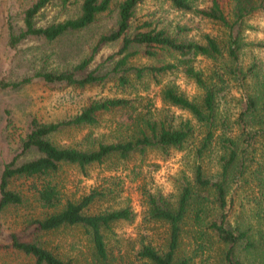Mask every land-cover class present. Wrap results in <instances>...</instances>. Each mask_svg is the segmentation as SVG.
Listing matches in <instances>:
<instances>
[{
  "label": "trees",
  "instance_id": "16d2710c",
  "mask_svg": "<svg viewBox=\"0 0 264 264\" xmlns=\"http://www.w3.org/2000/svg\"><path fill=\"white\" fill-rule=\"evenodd\" d=\"M115 1L82 0L75 17L37 26L36 18L47 6L55 2L65 6L71 0H34L21 14V28L14 31L9 22L6 24L7 47L14 49L29 39L53 42L63 34L84 30L98 16L110 11ZM144 1L118 3L115 26L98 36L88 54L71 69L58 73L35 72L12 82L2 79L0 88L15 90L39 80L81 90L112 84L122 92L137 94L138 86L144 92L149 91L150 85L160 86V103L186 112L202 131L197 156L211 150L216 138L222 152L217 156L218 173L207 176L201 165H194L190 177L180 179L173 202L159 194H143L145 219L165 224L168 233L162 249L145 244L137 250L136 259L145 264H189L187 259L177 256V251L183 226L190 216L196 227L205 229L197 232L201 241L213 235L226 247L223 264H246L245 260L247 264H264V199L251 214L254 222L230 216L232 186L237 187L240 181L246 183L249 174L258 182L264 180L259 169L264 162V71L257 60H252L247 67L241 60L247 48L264 51V41L245 42L243 35L254 29L249 23L255 15L264 20V0H166L174 11L219 27L218 35L203 34L199 41L189 39L183 26L168 32L146 20L134 24L137 7ZM204 2L207 4L202 6ZM111 44H117L116 51L102 61L109 69L104 72L91 69L98 52ZM197 58L209 61L208 66L195 68ZM176 74L193 82L197 95L189 98L181 92L171 80ZM234 83L244 91V97L236 118L237 132L227 136L225 133L230 135L231 130L227 129V120L220 118L218 104ZM144 100L141 96L99 98L60 121L29 119L17 148L11 151L0 170V216L26 202L21 190L12 188L17 180H36L32 190L34 201L46 214L27 220L19 232L9 234L7 243L0 248L28 258L31 264H73L47 249L39 236L65 227H80L89 235L94 255L106 260L105 231L116 222H131L132 211L125 207L87 213L91 204L103 196L100 192L61 203L60 189L52 178L64 166L75 167L83 173L88 167L104 164L112 157L127 160L135 155L145 156L147 152L167 154L171 150H183L193 134L191 122L175 123L167 113L156 116L152 100ZM115 112L123 113V123L130 129L123 142H99L92 149L82 150L59 146L50 140L63 130L94 127L102 114ZM218 128L222 134L216 136ZM252 165H258L257 170Z\"/></svg>",
  "mask_w": 264,
  "mask_h": 264
},
{
  "label": "rangeland",
  "instance_id": "374dc122",
  "mask_svg": "<svg viewBox=\"0 0 264 264\" xmlns=\"http://www.w3.org/2000/svg\"><path fill=\"white\" fill-rule=\"evenodd\" d=\"M33 1L0 0V80L12 82L31 76L35 72L58 73L71 69L88 54L98 36L115 26L117 4L122 0H116L110 11L98 16L94 23L84 30L63 34L53 42L29 39L19 43L14 49L8 48L6 24L9 22L14 31L21 28V14ZM81 2L82 0H71V3L65 6L60 2L47 6L37 16V26L75 17L79 13ZM205 2L202 6L207 4ZM143 20L156 28H165L168 32H173L176 26H183L187 28L186 36L196 41H199L203 34H219L216 24L174 11L166 0H145L141 3L137 7L134 24ZM249 24L254 29L243 34L245 42H263V18L255 15ZM117 47V44L103 47L90 68H99L102 72L108 70L109 65H103L102 61L108 54L116 51ZM241 60L244 67L252 60H257L262 72L264 71V51L247 48ZM208 64L209 61L197 58L194 65L197 69H205ZM171 80L189 98L197 95L198 90L193 82L185 80L182 74L172 76ZM137 88V94L122 92L112 84L81 90L67 88L63 84L48 85L39 80L15 90L0 88V170L11 151L17 148L29 119L35 117L40 122L60 121L74 115L94 99L141 96L145 100H152L156 116L167 113L173 117L175 123L189 120L194 127L193 134L183 150H171L167 154L147 152L145 156L135 155L127 160L112 157L104 164L88 167L83 173L75 167L64 166L53 176L52 180L60 189L61 203L65 200L77 201L90 192H100L103 196L91 204L87 213L98 214L125 207H129L133 213L131 222H116L109 231H105L107 258L104 261L94 255L90 237L83 228L65 227L39 236L47 249L63 260L69 259L73 264H145L136 259L137 250L145 244L162 249L168 231L165 224L145 219L143 194H159L173 202L178 193L180 179L189 178L194 165H201L207 176L218 173L217 156L222 152L219 139L216 138L211 150L198 157L197 150L203 133L190 115L163 106L158 98L160 86L150 85L148 92H144L141 86ZM243 97L244 91L234 83L231 90L219 100L218 114L221 119L227 120V129L231 130L230 135L225 133L227 136L237 132L236 118ZM122 114H102L98 125L63 130L50 140L59 146L66 145L82 150L92 149L99 142H123L127 140L130 129L123 123L125 120ZM219 134L222 132L218 128L215 135ZM262 165L263 168L259 169L264 176V162ZM257 166L252 165L253 170H257ZM247 180L248 183L240 181L237 187L232 186L230 216H239V221L254 222L251 214L258 210L261 200L264 199V180L258 182L252 179L251 174ZM35 182L36 180H17L12 185V188L21 190L26 202L17 208L6 210L0 216V245L7 243L10 233L19 232L27 220L46 214L34 201L32 190ZM188 217L183 226L177 256L187 259L189 264H223L226 247L220 245L213 235H208L207 241H201L197 232L205 229L196 227L191 217ZM244 262L247 264L248 260ZM0 264H31V261L16 252L0 248Z\"/></svg>",
  "mask_w": 264,
  "mask_h": 264
}]
</instances>
